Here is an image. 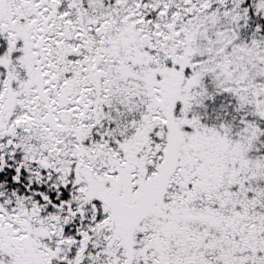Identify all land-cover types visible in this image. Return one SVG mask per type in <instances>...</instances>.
<instances>
[{"label": "snow or ice", "instance_id": "1", "mask_svg": "<svg viewBox=\"0 0 264 264\" xmlns=\"http://www.w3.org/2000/svg\"><path fill=\"white\" fill-rule=\"evenodd\" d=\"M0 264H264V0H0Z\"/></svg>", "mask_w": 264, "mask_h": 264}]
</instances>
